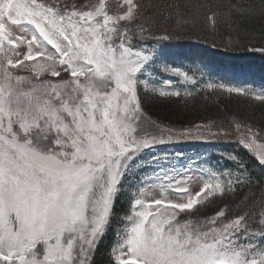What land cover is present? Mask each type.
Instances as JSON below:
<instances>
[{"label":"snow or ice","instance_id":"snow-or-ice-1","mask_svg":"<svg viewBox=\"0 0 264 264\" xmlns=\"http://www.w3.org/2000/svg\"><path fill=\"white\" fill-rule=\"evenodd\" d=\"M121 6L122 12L110 14L106 0H0V264H90L123 178L139 167L145 150L164 142L162 136L138 134V74L152 57L130 46V29L121 23L136 21L143 6L134 0H122ZM154 7L183 24L207 13L213 28L247 21L257 7L264 21V0L258 6L249 0H165ZM11 26L31 31V39L13 35ZM146 31L141 25V38ZM17 67H30L34 75H21ZM58 67L71 78L39 79L58 77ZM171 71L193 80L177 68ZM234 90L242 91L228 89ZM255 143L253 138L247 146ZM257 154L264 163V152ZM156 179L162 191L188 193L175 176L161 171ZM247 179L212 172L183 202H146L139 197L153 182L142 181L112 249L113 264H264V246L253 243L257 234L264 239V211L259 224L247 212L227 218L224 210L202 221L178 219L199 211L196 206L209 197L234 196Z\"/></svg>","mask_w":264,"mask_h":264},{"label":"trees","instance_id":"trees-1","mask_svg":"<svg viewBox=\"0 0 264 264\" xmlns=\"http://www.w3.org/2000/svg\"><path fill=\"white\" fill-rule=\"evenodd\" d=\"M86 0H68V3L89 4ZM143 7L136 21L132 23L121 22L130 29L131 44L138 47L149 46L156 41L173 42L183 47L212 49L230 55H249L254 60L264 63V21L260 19L259 7L256 15L247 21H243L232 28L222 23H217L215 28L207 20V13H201L195 22L187 24L178 23L175 17L166 18L161 15L157 4L165 3V0H134ZM205 3L214 4L218 0H204ZM260 4V0H249ZM110 14L123 11L122 0L106 1ZM153 5V7H148ZM150 31L140 36V26ZM168 35L171 39H157ZM137 95L140 101L142 127L147 126L152 132L180 131L191 126H206L215 134H221L218 139L222 147L220 157V169L225 173H231L233 180L236 177H247L241 183L237 193L223 198L209 197L196 207L187 217L193 221L209 219L218 211L224 210L227 218L235 217L247 212L253 224L261 223L257 219L264 211V165H262L251 152L235 141L240 135L251 129L259 140L264 141V99H257L250 94L226 91L223 88H201L187 95H166L158 93L139 84ZM239 125V127H237ZM233 138V140H232ZM122 190L114 198L113 215L110 219L104 235L98 240L92 253L90 264H113L111 248L115 246L116 236L124 228V220L128 216L129 200L122 194ZM250 231L258 232L253 227Z\"/></svg>","mask_w":264,"mask_h":264},{"label":"rangeland","instance_id":"rangeland-1","mask_svg":"<svg viewBox=\"0 0 264 264\" xmlns=\"http://www.w3.org/2000/svg\"><path fill=\"white\" fill-rule=\"evenodd\" d=\"M106 1L116 2L118 0ZM97 2L98 0H90L89 4H95ZM28 27L31 28V26ZM11 31L15 36L22 35L25 39H31V31L21 32L16 26H11ZM130 46L135 51H142L151 55L152 59L142 72L138 74V85H144V87L155 93L159 94L160 91H165L169 93L178 92L179 95H187L201 88L219 87L226 91L229 88L241 89L242 91H239V93L250 94L255 98L257 96H264V63L254 60L251 54L237 56L205 48L191 50L189 47H183L173 42L159 43V41L149 46H141L140 44H138V47L135 45ZM47 47L49 50H52L51 46ZM19 51L26 53L27 48L21 46ZM8 54L11 58L17 59V56L13 52L8 51ZM40 59L42 58H37V60ZM35 62L25 61L24 63L28 65ZM173 68L188 73L193 80L185 81L183 77L171 71ZM57 70L60 71L58 77L45 74L44 76H40L39 79L56 81L71 78L69 72L63 71L60 67ZM14 71L21 75H34L30 67H17ZM233 92L238 91L234 90ZM143 125L140 122L138 132L140 136H154L157 139H160L162 136L164 142L157 143L150 149L145 150L138 161L139 167H134L123 178L120 191L122 190V194H125V197L130 201L128 215L132 213V206L135 203V199L138 198L139 190L144 187L142 184L144 180H151L153 182V186L146 190V195L139 197L145 199L146 202L162 198L174 202H183L188 196H194L195 193L200 191L203 184L208 182L210 173L223 172L220 170L219 163V159L222 156V147L216 145L217 138L221 134H215V132L206 126H191L180 131H159L156 134V132L148 129L147 126L142 127ZM168 135H171L173 139L168 140ZM253 138L256 143L252 147H248L247 145L251 143ZM237 140L261 163L257 153L264 152V141L259 140L253 132L249 131L245 132V136L240 135L239 138H235V141ZM153 157L158 158L155 163H153ZM261 164L264 165V163ZM161 171L167 173L169 176H175L177 180H183V186L188 188V193L180 194L173 189L162 191L159 186L160 180L156 179V174L161 173ZM154 207L161 208L162 210V206ZM188 215L187 212L180 213L178 219L183 222L189 219L187 217ZM213 216L214 214L208 218ZM125 217L120 218L124 220V228L128 224ZM252 232L258 233L256 231ZM115 242L116 245L118 235L116 236ZM253 243L258 246H264V239H261L257 234L254 236ZM114 247L111 248V255Z\"/></svg>","mask_w":264,"mask_h":264}]
</instances>
